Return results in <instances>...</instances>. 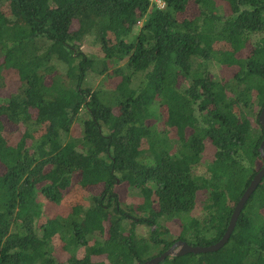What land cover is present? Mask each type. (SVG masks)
I'll use <instances>...</instances> for the list:
<instances>
[{
	"label": "trees",
	"instance_id": "trees-1",
	"mask_svg": "<svg viewBox=\"0 0 264 264\" xmlns=\"http://www.w3.org/2000/svg\"><path fill=\"white\" fill-rule=\"evenodd\" d=\"M161 1L0 0V264H143L225 233L262 166L264 0ZM74 190L44 218L39 196ZM158 264H264V176L221 248Z\"/></svg>",
	"mask_w": 264,
	"mask_h": 264
},
{
	"label": "water",
	"instance_id": "water-1",
	"mask_svg": "<svg viewBox=\"0 0 264 264\" xmlns=\"http://www.w3.org/2000/svg\"><path fill=\"white\" fill-rule=\"evenodd\" d=\"M259 122L264 132V107L259 115ZM259 151H260V156L262 160V166L258 170V172L254 175L248 187L245 189L240 199L238 200L236 206L234 207L233 212L230 217L229 224L226 228L225 233L220 238V240L208 246H193L183 240H176L168 249L164 250L159 255H156L152 257L151 259L146 260L143 264H158L159 262L163 261L165 258L170 257V256H180V255H184L188 253L211 252V251H216L219 248H221L228 240L243 205L245 204L250 194L253 192V190L256 188V186L259 184V182L264 176V135H263V139L259 146Z\"/></svg>",
	"mask_w": 264,
	"mask_h": 264
},
{
	"label": "rangeland",
	"instance_id": "rangeland-1",
	"mask_svg": "<svg viewBox=\"0 0 264 264\" xmlns=\"http://www.w3.org/2000/svg\"><path fill=\"white\" fill-rule=\"evenodd\" d=\"M197 14V9L193 6V5H191L189 8H188V10L186 11V13H185V15L186 16H188V17H192V16H194V15H196ZM138 27L139 26H136L135 28H134V30H133V34L134 33H136L137 32V30H138ZM90 46H92L91 44H90V39L89 38H87L86 40H85V42H84V45H83V47L85 48V49H89V50H91V51H94V52H96V50L93 48V47H90ZM219 67L218 66H216V65H214V66H212V72L213 73H215L214 75L215 76H217V74H220V76H222V77H226L227 75V73H232V71L231 70H228V69H224V70H221L220 72H219V69H218ZM11 84H12V87H9V88H7V89H4V90H2V94L3 95H7L9 92H11L12 90H15V86H16V83H14V81H12V82H10ZM94 85H98L99 83H100V79H98V80H94L93 82H92ZM15 141V140H14ZM207 159H208V157H206ZM75 191V190H74ZM72 192L71 194H70V197L68 198V199H66V201H64V202H62V203H60V204H51V203H49V202H47L46 201V199H44L42 196H39V201L41 202V204H42V209H43V216H44V218H47V217H51V216H54L55 214H58V213H62L63 211H64V209H66V206L69 204V203H72V202H74L75 200H81V199H83V197L85 196V193L84 192H81V191H79V192H77V191H75V192ZM121 198L122 199H126V200H129V201H131V200H134V201H138V199H136V196H134L133 195V192H131V193H129L128 192V194H127V191H123L122 190V192H121ZM198 210H199V207L197 206L193 211H192V214H197V212H198ZM166 222V225L170 228V230H172L173 231V233L175 232V234L174 235H177V227L176 226H178V231H179V225H177L176 224V222L174 221V220H167V221H165ZM147 229H148V227L147 226H144V225H139L137 228H136V232L138 233V234H145L146 233V231H147ZM68 257V254L66 253V252H64L63 254H61L60 256H59V260L61 261H65V259Z\"/></svg>",
	"mask_w": 264,
	"mask_h": 264
},
{
	"label": "built area",
	"instance_id": "built-area-1",
	"mask_svg": "<svg viewBox=\"0 0 264 264\" xmlns=\"http://www.w3.org/2000/svg\"><path fill=\"white\" fill-rule=\"evenodd\" d=\"M151 1L155 2L158 7H162L163 6V2L161 0H151Z\"/></svg>",
	"mask_w": 264,
	"mask_h": 264
}]
</instances>
